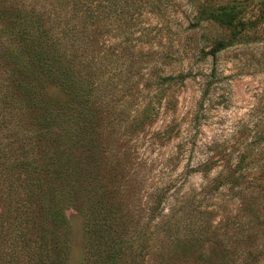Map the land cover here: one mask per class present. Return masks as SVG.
<instances>
[{
  "label": "rangeland",
  "instance_id": "obj_1",
  "mask_svg": "<svg viewBox=\"0 0 264 264\" xmlns=\"http://www.w3.org/2000/svg\"><path fill=\"white\" fill-rule=\"evenodd\" d=\"M165 1L170 9L163 20L148 12L142 16L140 23L158 34L124 58V67L130 68L127 82L119 85L124 78L117 77L110 103L93 107L90 122L103 130V141L85 167L92 171L95 188L84 183L87 189L80 188L77 202L60 197L67 219L66 264L91 263L86 206L102 188L119 208L117 216L128 218L133 228L147 222L154 226L163 215L173 214V231L205 229L219 246L196 245L200 258L184 257L185 249L175 241L162 240L143 264H159V255L172 264H215L221 252L227 253V263L251 255L250 264H264V41L201 57L197 48L208 46L221 30L192 27L195 11L186 0ZM228 1L254 19L262 0ZM258 26L256 32L263 36L264 23ZM0 39L15 54L13 62L29 67L27 54L2 25ZM160 50L169 55H159ZM179 71L190 73L182 86L166 90L159 103L146 96L155 73ZM8 75L1 69L0 83ZM40 83L48 98L65 100L58 85L45 78ZM5 133L0 129L1 143ZM14 175L11 206L16 193L24 198L19 173ZM25 231L31 255L36 230Z\"/></svg>",
  "mask_w": 264,
  "mask_h": 264
},
{
  "label": "trees",
  "instance_id": "obj_2",
  "mask_svg": "<svg viewBox=\"0 0 264 264\" xmlns=\"http://www.w3.org/2000/svg\"><path fill=\"white\" fill-rule=\"evenodd\" d=\"M186 2L195 11L192 27L221 30L208 46L197 48L201 57L264 41L256 32L264 23V0L254 19L228 0ZM169 9L165 0H0V25L9 29L29 62V67L13 62L15 54L0 39V70L9 74L0 83V129L6 131L5 142H0V264H66L67 219L60 197L77 202L84 183L91 191L95 188L92 171L85 167L103 141V130L90 122L93 107L110 103L117 77L124 78L119 85L127 82L130 68L124 67V58L156 38L158 32L152 34L140 23L142 16L148 12L163 20ZM189 75L155 73L146 96L159 103L166 90L182 86ZM41 78L58 85L65 100L48 98ZM170 105L166 100L165 106ZM15 172L24 198L16 193L11 206ZM108 193L102 188L86 206L90 264H143L162 240L175 241L177 248L185 249L184 257L200 258L193 250L196 245L218 246L205 229L173 231V214L163 215L154 226L147 222L139 230L133 228L128 218L117 216L119 208L106 199ZM29 228L36 230L31 255L25 231ZM249 256L227 263V253L221 252L215 264H250ZM158 263L172 264L161 255Z\"/></svg>",
  "mask_w": 264,
  "mask_h": 264
}]
</instances>
